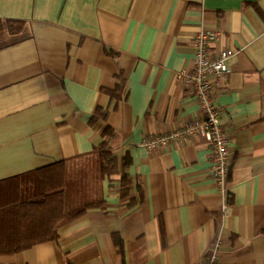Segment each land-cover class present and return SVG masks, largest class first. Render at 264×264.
<instances>
[{
    "label": "crops",
    "instance_id": "1",
    "mask_svg": "<svg viewBox=\"0 0 264 264\" xmlns=\"http://www.w3.org/2000/svg\"><path fill=\"white\" fill-rule=\"evenodd\" d=\"M0 21V181L63 159L97 161L105 140L131 178L123 189L120 174L104 176L101 206L56 240L0 254V264H200L213 255L264 264V0H0ZM202 26L220 32L213 53L236 51L217 99L232 154L228 197L207 142L142 145L199 114L177 74L192 69ZM119 76L116 99L108 90ZM98 107L108 119L93 123Z\"/></svg>",
    "mask_w": 264,
    "mask_h": 264
},
{
    "label": "trees",
    "instance_id": "2",
    "mask_svg": "<svg viewBox=\"0 0 264 264\" xmlns=\"http://www.w3.org/2000/svg\"><path fill=\"white\" fill-rule=\"evenodd\" d=\"M3 25L0 21V30ZM22 22H9L11 32H19ZM124 80L118 77L116 88L108 90L112 98L120 99ZM108 110L98 107L92 122L107 120ZM112 133L107 127L103 136ZM98 179L120 174L123 189L129 188L131 178L127 172L129 161L125 158L119 170L118 159L105 140L97 153ZM70 164L66 159L40 167L30 173L0 181V254H14L34 245L56 240L64 224L79 218L88 209L103 204L102 198L93 194V185L79 188V198L70 201L69 189L77 176H69ZM117 247L122 250V240L115 237Z\"/></svg>",
    "mask_w": 264,
    "mask_h": 264
},
{
    "label": "built area",
    "instance_id": "3",
    "mask_svg": "<svg viewBox=\"0 0 264 264\" xmlns=\"http://www.w3.org/2000/svg\"><path fill=\"white\" fill-rule=\"evenodd\" d=\"M220 32L215 28L200 27L193 36L194 57L191 70L177 74L182 83L191 88L199 102V114L191 117L184 126L145 137L142 145L149 150L165 149L183 140H202L211 146L212 174L221 193L228 197V176L232 168L229 137L220 120L217 104L219 89L229 78V61L236 51L221 48L213 53L212 45ZM228 200L224 208L227 209ZM215 255L205 257L200 264H218Z\"/></svg>",
    "mask_w": 264,
    "mask_h": 264
},
{
    "label": "rangeland",
    "instance_id": "4",
    "mask_svg": "<svg viewBox=\"0 0 264 264\" xmlns=\"http://www.w3.org/2000/svg\"><path fill=\"white\" fill-rule=\"evenodd\" d=\"M71 172L69 176H77V180L74 181L73 186L69 189L70 201H74L79 198V188L81 191L86 189L90 185H93V194L97 192V164L95 157H85L77 159L70 163Z\"/></svg>",
    "mask_w": 264,
    "mask_h": 264
}]
</instances>
